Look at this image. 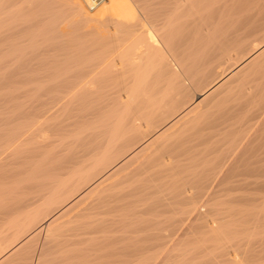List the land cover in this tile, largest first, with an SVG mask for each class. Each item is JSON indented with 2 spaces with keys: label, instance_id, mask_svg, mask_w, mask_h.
<instances>
[{
  "label": "bare ground",
  "instance_id": "obj_1",
  "mask_svg": "<svg viewBox=\"0 0 264 264\" xmlns=\"http://www.w3.org/2000/svg\"><path fill=\"white\" fill-rule=\"evenodd\" d=\"M26 2L28 3L26 4L25 8L27 7L28 10L33 12L31 18L29 16V19H30L29 21L32 20L33 22L37 23L38 26H40L41 28V29L37 28L39 30H42V28L44 29L45 28L44 26L47 25L48 21H50L49 16L47 17L48 14L50 15V13L52 12L51 13L52 16H50V18H54V16H56L55 14H53V12L56 11L55 10L56 6L62 3L64 4L65 7H67L66 11H68V13L72 16V19H73L72 21H74L76 24H79L80 26L82 25L83 26V27L81 26L82 29L85 28V34H88V32L86 31L90 29V32L92 31L93 33H96V34H93L97 36L95 40L97 39L100 41L104 40L105 42L109 41L110 43H114L115 46L112 47L107 52H103L97 56L94 55L95 56L94 58H92L91 55L93 53L91 52L95 50H92L90 48L92 50L90 52V57L92 59L87 58L86 61L85 59H83L84 62L83 60L80 61L81 59L80 60L78 59L79 60L78 62L79 63L81 62L82 64L81 63L79 64L78 62H77L78 64L76 63L77 59L73 55V52L72 54H70V56L72 55L71 57L68 56L69 53L67 54L68 57L66 58H64L63 56H60L63 58V61H62V58H61V61L60 59L57 60L59 61L60 65H58L57 62L53 60L55 62L53 66L57 64L58 67L64 66L63 64L65 62L64 61L65 59H67L66 61H68V58H71L72 60L71 59L69 60H71L72 62L69 61V66L67 62V65H65L67 67L65 66L63 68L60 67V69H62L61 71L56 66L55 72L56 73L59 72L58 73L59 76H57L58 74L57 75L54 74V76L57 78L53 80L54 83L53 81L51 82L52 85L48 83L50 85L49 86L47 85V83H45L47 87L49 86L47 90L49 89L48 93L50 94V96H51V92H53L56 95L51 96L53 97L51 99L49 98L50 97L49 94H48L49 97H47V95L45 94V96L51 100L48 101V103H45V105L43 106L44 107L43 110L41 109L42 111H40L39 107L36 106V108H38L39 109L38 111L40 112L37 113V111L35 110L36 108H35L34 110L36 111L37 116L36 114L30 115V116H34L36 118L35 119L33 117V119H35V120L32 119L33 121H36L38 120V118H40V119H43L41 123L42 122L44 123L45 120H47L48 118L50 119L51 117L56 115V113H59V111H60V115L64 114L63 112L65 110L64 109H63L64 111L61 110L63 106L65 107L66 105H68L70 109V107L73 106L74 104L75 105L74 110H73L74 112L69 113L70 110L68 112L65 111V114H66L65 120L64 121L61 120L62 122L55 124V125L54 124L49 125L51 127H49L45 123L46 126L44 125L45 127L44 126L43 127L47 129L46 127L48 126L49 130L47 129V131H49L50 135H52L51 138H53L54 136L56 138L60 137L59 140H55L56 138L54 137L53 141H49L50 139H49L48 134L47 136L41 135L42 133L44 134V132L40 134L41 135L39 136L40 138L37 136L38 141H36V143H39L40 145L39 150L41 151L43 149L44 153L43 154L42 152L40 153V155L42 156L37 154L39 157L38 159H36V161L37 160L38 161L34 164V166L32 167L30 166L29 168L30 171L29 170L25 171L27 173L26 175L27 177L25 176V179L23 178L24 180L21 179L22 181H20V179L18 180V182L16 181L17 184L12 188L10 187L11 189L5 195H3V199L2 201H0V236H3V238L9 236V238H7L8 240L6 241L7 243L5 242V244H8V241L9 240L10 241L7 247L4 245V243L0 244V250L2 249L1 245L2 247L4 245L6 249L9 246L17 245L20 242L19 240L21 239V236L23 237L24 235H26V233L28 234V232L32 231L33 227L36 226L37 220L39 222V219L43 218L42 217L43 213H45V216H44L45 218L43 219H46V221L48 220L47 225H48V229L50 230L52 229V227L54 228V225L56 224L58 225L57 222H59L63 217H64L63 219H66L65 217L70 215L69 218L72 216L74 218L75 217L77 218L78 222L77 220H72V218H70L72 221L77 222V224L74 227L72 226L73 228L68 226L67 223L63 224V225L66 224V226H68L67 228L68 232L71 231L68 236L69 239L67 238L68 232L66 231L65 232L67 234H65L64 232L63 233L60 232L62 230L58 232L59 234L60 233L65 234L62 236L60 235L63 238L59 237V235L58 236H56V234L54 235L58 237L59 239L61 238L60 240H57L58 242L59 241L64 242L65 241L64 238H66L68 239L66 240L68 242V243L66 242L67 245L68 244L71 245L74 243V241H75L74 244H77L76 241H78L79 239H77L76 237L82 238L81 240L84 239L82 241L84 243V241L87 240L86 239L87 237L89 239L91 238L90 240H92L93 237H90L91 235L96 236V234L98 235V233L102 235L101 232H103L104 230L103 228L106 225L111 226V224L112 225L116 224V227L118 228L120 226V222L124 224L126 220L130 221L129 218L134 217V214L136 215V213H138V212L135 213V211L138 210L140 212V210L142 209L141 207L139 210L137 209V207L141 205L142 206L148 205L149 203L148 201L149 200L151 201L152 198H153L152 202L154 203L156 200L154 199L155 198L154 196H156L157 193H159L160 191L166 188H167L166 190H169L170 188H172L173 189L172 191L173 192L175 191L174 198H176L179 202H182V204L183 202H185V204L190 206L191 209L193 210V212H191L193 216H195L194 215V211H195L197 214L196 216L198 217L199 215H203V213H205V211L202 212L200 210L201 204L199 207L198 203L199 202L208 203L209 201L211 202V201L216 200L215 197L217 195L215 193L218 192L219 190L231 189V188L236 187V190L242 191L243 190L242 187H244V191H245L246 190L245 187H246V188H249V191H250V188H251L250 186L253 187L254 184L258 190L264 187V181L262 180L257 181L259 178L264 179L263 176L260 177V174L264 173V128H263V125L262 127L259 128V129L263 128L262 131L258 130L260 132L257 133L256 135L257 139H256V136L254 138L255 141L257 140L258 142L256 141L257 143L251 146V149H245L244 147L243 148L236 147V148H231V150L228 151V148H229L228 147L226 149L227 150L226 153L223 154V150H222L223 148H222L221 149L222 151L220 150V152L218 151L216 153L217 156L212 154L213 152L215 154L216 148L214 150H212L213 148L211 149V144L213 142V139L214 137L216 138L215 136L216 134L214 133L212 135L211 132L213 133V131H215L214 130L215 128L216 130L218 129L216 126H219V125L222 126V124L226 125V123L227 122L229 123V121L232 120L235 116L239 118L238 116L239 114L244 117L243 120H246L247 118H248L247 120H249V117L250 116L252 117L251 110H250L252 109L251 107H253V109H257L255 107H259L260 111H262V107H264V95L260 93V90L262 88L264 89V86L260 90H258L259 93L258 91L255 92L253 91L255 90L253 88H254V85L256 84H254V82L251 81L253 77H255L256 81L258 80L257 77L254 76L255 75L254 73L257 71L256 67H258V69L260 67L257 65V63L261 64L259 62L264 60V0H107L106 2L101 4L96 9L92 10V12H90V10L86 8V5L83 3L82 0H33V1L27 0ZM12 15L13 13L11 14V16ZM63 16L64 14L60 16L61 18L59 17V20H62ZM12 17L15 18L17 16L14 15ZM27 21H28V18H27ZM0 24H1V21H0ZM25 26H28V25L26 24ZM50 26H52V24ZM111 26L112 27L116 26L117 29L110 33L108 32V34L106 35L105 32L108 31ZM34 27H37V26H34ZM52 27H55V26H52ZM62 27L64 26L62 25ZM25 28L26 27L22 29L24 31L30 30V28L29 29H25ZM39 30H36V31L38 32ZM45 31L47 32L48 30H45ZM60 31H57L59 32L58 34H61ZM20 32L22 33V31ZM53 32L55 31H52V34H54ZM57 32H55V34ZM52 34H49V35H52ZM4 36H6L7 38V35H4ZM93 38H92V41H93ZM182 39H183V44L181 43ZM4 40H7V39L4 38ZM36 40L37 39H35V42ZM55 40L53 41L55 42ZM60 40H61V37H60ZM48 41H46V43H48ZM71 41H73V39ZM0 42L2 43L3 41H0ZM56 42H59V40H57ZM83 42H85L84 39H83ZM94 42H97V41H94ZM109 42L105 44L106 45L108 44L109 46L110 45ZM55 44L56 43H54V45ZM84 44L86 43H83V45ZM105 44L103 43V45ZM106 45L104 47H106ZM111 45L113 46V44ZM32 47L33 49L35 48L34 46ZM96 47H97V44H96ZM87 48H89L88 45H87ZM32 51H35V50H32ZM32 51L30 52L33 53ZM75 51H74V54L77 53ZM13 53L15 52H12V54ZM81 53L84 56V52H81ZM17 54L19 53L17 52ZM46 54L48 55V52ZM65 54L63 53V55ZM22 55L24 56L23 52H22ZM54 57L56 56L54 55ZM245 57H247V59ZM54 59H57V58H54ZM15 61L16 60H14V62ZM38 62L40 61L38 60ZM37 63L36 65L40 66ZM42 63L43 62H41V64ZM45 63H47V61ZM254 65H257V66L254 67ZM262 65H264L263 61H262L261 66ZM252 66L254 67L252 68L253 71L255 70L256 71L253 72L254 74L253 77H251L252 74L251 76H248V77H251L250 81L251 83L253 82L254 85L252 86L249 83L251 86L247 84V87L250 86L249 88H251V91H253L255 95L257 93L259 94V95L257 94V99L255 98V96L250 97V93L251 94L253 93L250 91L249 88L247 89L246 87V91H243V89L240 87L239 90L240 92L241 91L243 92V96L241 95L240 92H239L240 94L237 93V95L239 96L241 95L242 97H239V99H236V100L233 99L234 102L230 101V103H232L231 106L224 107L222 105L223 108L222 106H220L221 108L218 110L217 115H213L214 111L211 114L212 116L206 115L205 113L206 111L204 107H208V106L207 105L204 106L205 103L211 101V103L209 102V104H214V102L216 103L217 101L221 100L220 98H223L222 96L227 95L228 93L233 94L232 90L234 89V87H232V85H234L235 83L233 81L235 80L236 75H237L236 77L237 81L239 80L238 81L239 84L244 82V79H246V82H247L249 79H247L248 77L246 78V76L250 74V72L248 73V70L250 71V68ZM223 69L225 71L228 70L227 72H229V73H225L222 75V76H225L227 74L225 77L221 78V80H219L217 84H214V86H211L208 89H206L205 87V91L200 90L201 92L200 91L199 93L197 92V94L193 98H190V95L192 93H190L189 95V92H191L192 90H190L191 88L189 89V87L199 86L198 88H202L200 87L202 86L200 84L203 81H206V79L211 77V75L216 74V72L218 71L221 73V70ZM260 69L262 70V68ZM259 70L257 72H259ZM44 72L45 71H43V73ZM124 73L129 74L130 75L129 78ZM240 73H241V76H242V73L244 75L242 78L239 77L241 78L242 82H240V79H238V75ZM263 73H264V67H263L261 74L264 75ZM123 74L125 77H127V78L124 77L125 80L126 79L128 80H127V84L124 83L125 87L124 85H122L124 88L121 89L120 88L121 80L119 79L118 83L116 81H118L119 77L123 78ZM257 74L259 76V73ZM39 76L41 75L39 74ZM104 76H105V79L107 78L106 80H108V82L110 81L109 82L110 85L107 86L109 87V90L110 91L115 90V91L112 94L109 93L108 92L109 90L106 89L107 87H104L105 86L104 85L102 86V88H105L108 94L105 95L106 92L105 93L101 92V94L103 93L105 95V96H101L99 92L100 96L98 95L95 97V94L98 91H100L99 86L102 85V84L100 85V83L103 82L102 79H104L103 78ZM12 78H15V77H11V79ZM47 78L48 77H46V80ZM100 78H102L101 79L102 81H99L100 83L98 86L97 81ZM211 80H208V81H211ZM261 81L262 80L260 78V83H261L260 85H262L264 79L262 82ZM121 82H123V80ZM208 83H210L211 85V82H208ZM103 84L105 83L103 82ZM242 84L244 85V83ZM97 86L99 88H97ZM237 86L238 84L236 85L234 89V91L236 90V92L238 90ZM257 86L258 85H256V87ZM45 88L46 87H44L43 90H45ZM102 91H104V89ZM86 94L87 95L89 94V96H87ZM220 94L221 96L219 97ZM221 102L222 100L220 101V105H221ZM215 105H217V103ZM216 111L217 110H215V112ZM263 111L260 113L261 114L264 113ZM34 113L35 112L32 111V114ZM246 114L249 116H247V118L245 119L244 115ZM30 116L26 118L31 119ZM238 118L235 117V120L233 119V121H237L236 119ZM244 122H247V121H244ZM230 123L232 122L230 121ZM237 123L240 124L242 122L237 121ZM34 124L36 125V123ZM197 125L199 126L198 131H191L189 132V134L186 133L187 134L185 135L186 137L182 138V135L185 133L184 132L185 128L189 130V126L190 128H192ZM39 126L41 128L42 124L40 125L39 123L38 127ZM235 126L236 125H234V127ZM226 127L224 128L225 132L227 131L226 129L231 127V125L228 126V128ZM234 127H231L230 129ZM44 128H41V129H44ZM244 128H245V125H244ZM249 129H251V126ZM234 130L232 131L233 133H234ZM217 131H221V130L218 129ZM217 135L221 136L218 133ZM236 135L239 138V135L238 134ZM244 135L243 134L240 135L242 137L241 139H243L246 136ZM247 136L249 137L250 134L249 135L247 134ZM247 136H246V140L248 138ZM31 137L32 138L30 139H33L32 135ZM27 139H28L27 135L25 136V139L22 138L23 142H26V143L28 142L26 141ZM16 140L18 139H15V141ZM214 140L216 143L219 141V140L216 141L217 139H214ZM246 140L243 142H246ZM255 141H253V143ZM242 143L239 141L240 145ZM235 144L233 143L232 145L231 143L232 146H234ZM37 147H34V148L37 150ZM20 150H16V152L17 151L19 152ZM25 152H28V151L25 150ZM219 153L221 155H219ZM211 154L212 156H215V157H209V155ZM21 156L23 155H20V157ZM114 158L115 159L117 158V160L119 159V161L116 164L114 162L115 165H113L112 164L113 162L111 161V160L114 161ZM199 162L201 163L202 165L201 168L203 169L199 171L201 173L197 174V178L196 177L192 178L194 176H192L193 174L191 175V172H192L191 169H193V172H194V168L197 166ZM238 164H239L238 166L239 168H240V165L246 166L247 168L246 167L245 169L241 168L242 170H240L236 168L237 167L236 165ZM189 169L191 170V172ZM196 169H195V172H196ZM184 172L185 174L188 172L186 175L188 176L190 174V176H188V178H184L183 177V175H185ZM254 175L256 176L257 179H255V181L252 179L254 181L253 183L251 180H248V179ZM250 182L253 184L251 185ZM110 183H111V187H109L110 185L108 186V184ZM192 183H197L198 185L197 189H199V194L197 196L189 194L190 192L189 188H191L190 185H192ZM14 184L15 183H13V185ZM106 186L110 188L108 191L111 190L110 192L111 194H109V192H106L108 194H105V195L99 194L98 197L93 198V195H96L95 193L99 192V190L101 189H104V187ZM255 186L253 188H255ZM112 187L113 189L116 188V191L117 190L118 191L115 193H112L113 191H115V190L112 191ZM119 187H120V190L117 189ZM238 188H241L242 190ZM165 192L168 193L167 191L164 190V193L160 192L159 196L161 194H165ZM197 193L198 192H196V194ZM157 200L159 201V199ZM173 200L171 199V201ZM226 201L228 200L226 199ZM165 204L166 203H164V207H165ZM187 205L185 206H186V209L188 210ZM51 206L55 207V208L53 207L54 209L52 211L49 210ZM181 206L180 204L178 205V207H180V209L178 208L180 212L182 211ZM191 209L189 208L188 211L185 210L186 212L183 210L184 211V213L182 212L183 215L186 214L187 212H188L187 214L190 215L191 214L190 211H192ZM210 210H208L206 213L209 212L210 214L211 213L213 214L215 212L216 213L219 212L216 209H215L216 211H213V212L212 210L211 211ZM165 211L163 210L164 218H165V215L167 214L165 213ZM234 212H236V210ZM259 212L261 213V211ZM46 213L48 214L53 213V215L52 216L50 215L51 217L47 215L48 217H50L48 218L46 216ZM172 213L176 214V211L175 212L172 211L168 215H171ZM260 213H258L257 215H260ZM179 214L177 213L175 217L177 218ZM210 214H208V219H207L208 221L202 219L205 221L203 226L201 225L203 221H201V223L199 224L200 227H203L202 230H204L205 233L204 231L202 232L200 228L199 230L201 232H198V233H201V234L204 233L202 234L204 235L203 237L208 236V233H210L211 234L210 239L213 238L215 240H218V237L220 238L225 233L228 234L227 233L228 230L225 228L226 232L224 230L221 231L220 233H222V235L219 236L218 233L221 228L218 227L219 228L218 230L217 225H216L218 224V221H217L218 217H216L217 219H215L216 215L214 216L213 214L214 216L213 218L211 217L212 214L211 215ZM155 215H158L157 212ZM155 215L152 217H155ZM185 216L186 215H184L183 218L179 217V220H177L178 221L177 223L169 222L166 224L168 225L173 224L172 225L173 230H175V228L179 226L177 232L180 231L181 234H184V232H187L185 231V228L189 229L188 227H191V226L193 227V225H195L194 227L196 228V230H194V227L192 230L197 231L198 228L196 226L198 225L196 224L198 223L192 224L193 222H195V220L193 221V216H192V220L189 219L191 217L187 219V217L185 218ZM167 218L169 219L170 216L166 217L165 219ZM171 218L170 220L175 221L173 218L172 219ZM143 219L144 218H141L140 221L138 222L141 224L142 223L141 220ZM184 220H188L186 221V223L189 222L190 226H184L186 224ZM189 220L192 222H190ZM229 221H230V218H229ZM145 222L147 225L145 226L146 228L144 229L143 232L147 233V235H145L146 233L144 235L147 236L150 240L144 236L145 239L147 240H145L144 238L140 239V241L143 239L145 241L141 242L142 244L139 241L140 244L138 245H141V246L140 247L138 246L137 248L134 247V250H137L139 248L138 250H143L145 253L146 251H149L152 248H161L162 249V250L160 249L161 251L165 250V252H168L169 250L168 247L170 246V245L168 246L169 233L167 236L165 232H167L168 230H171L172 228L166 231L167 225L165 226V224H163L164 223L163 217H161V219H158L156 217L155 219L151 221L150 219H148V220H145ZM174 224L175 225L178 224V225H176L175 227ZM62 226L60 227L62 228ZM113 226L115 227V225ZM69 227H70V230H69ZM121 227H122V224H121ZM110 228L106 226L105 230L108 231ZM112 229H110L111 233L116 230L114 229V231H112ZM135 229H137L136 226H135ZM190 229H189V232L191 234L192 230L190 231ZM216 229L218 231H216ZM141 230L143 229L139 228L138 232ZM230 230L231 229H229V231ZM40 231H41V228H38L36 229V231H34L35 234L34 233L33 234L37 235L40 233ZM215 231L217 235L212 236V234H216L214 233ZM50 232H49V236L47 237H49V239L52 240V238H55V237H52L53 236L51 235L52 232L51 233ZM55 233H57V231ZM33 234L31 233L30 235L34 236ZM53 234H54V231H53ZM148 234L150 235L148 236ZM103 235L105 234L103 233ZM194 235H196V233ZM50 236L52 238H50ZM99 236H97V238H99ZM70 237L71 239L74 238L73 239L74 241L70 242L71 241ZM200 238L202 240V237ZM153 241H156V242L158 241L159 243L156 244V243H153ZM170 241H171V237H170ZM58 242H55V243L59 245ZM137 242L135 243V245H137ZM0 243H1V240H0ZM47 243L48 241L43 243V245L46 246ZM191 243H194V242H191ZM25 244L26 242L22 244L23 246L21 247L22 248L25 247ZM35 244H31V245H35ZM49 244L50 245L52 244V246L55 247L53 242ZM87 244L91 245L88 242H86V245ZM20 245L18 244L16 248L18 246L20 247ZM48 245L47 247H50V245L49 246ZM58 245H56L57 248L55 247L53 249L52 247L53 251L56 250V252H58V249L61 248L60 246H63V247L66 246V244H64L65 246L63 244L60 246ZM26 246H29V244L28 245L26 244ZM5 247H4V250H5ZM171 247L173 246L171 245L170 248ZM45 248L43 250H45ZM102 248H103V245H102ZM194 248L196 249V246H194ZM78 249L79 247L77 248V250ZM4 250L0 251V255L2 254ZM64 250L67 251L65 248H63V250L61 248V250L57 253V255L59 254L60 256L61 255L63 256L62 254L63 252L61 253V251H64ZM70 250L73 251L72 253H74L75 251V249L74 250L70 249ZM45 251L39 254V257L36 259L37 262L35 261L36 264H40V261L43 259L42 254H44ZM96 251L97 250H95V252ZM191 251L192 250H190V252ZM110 252L112 253V251H109V253ZM27 253L28 252H26V254ZM69 253L70 252H68V255ZM97 253L99 254L100 252H97ZM114 253L115 252L113 251V255ZM122 254L123 253H121V256H125L124 254L123 255ZM129 254L131 255L130 252ZM64 255H67V253ZM113 255L111 256L112 257L111 259L114 260L112 263L111 262L109 263V261H107V258L108 259L110 258L109 256H107V258H104L102 256L103 258L102 257L101 258L105 259L107 261V264L108 263L109 264H153V263L155 264V262H153L155 260L151 257L152 256L151 254H149L150 256L149 255H145V257L143 256L144 257L143 259H139L137 257L138 260L132 259L134 255L132 257L128 255L132 260H137V261H131V259L130 260L128 258L125 259L124 257L120 259L118 254L117 255L115 254L116 257L115 255L114 256ZM51 256L52 255L48 257H51ZM93 256H94V259L97 258V257L95 258V255ZM32 257H34V254ZM125 257H127V255ZM166 258H168V256ZM51 259L54 261L52 257ZM74 259H77V258H72V260ZM52 260L47 261V263ZM160 261L162 262V260ZM10 262H8V264ZM42 264H45V262H42Z\"/></svg>",
  "mask_w": 264,
  "mask_h": 264
},
{
  "label": "rangeland",
  "instance_id": "obj_2",
  "mask_svg": "<svg viewBox=\"0 0 264 264\" xmlns=\"http://www.w3.org/2000/svg\"><path fill=\"white\" fill-rule=\"evenodd\" d=\"M27 0H0V21H1V24H0V36L2 37H0V41H3L2 43L0 42V48L2 49V51H1V49H0V201H2V199H3V195H5L12 187H14L17 183H16V181L18 182V180L20 179V181H22V180H24L25 179V176L27 175V173L25 172V171H27V170H29L30 171V166L32 167V166H34V164L38 161H36V159H38V155L37 154H39L40 155V153L42 152V154L44 153L43 151V149L40 151L39 150V147H40V145H39V143H36V141H38L37 139H38V137L39 136H41V135H46L47 136V134L49 135V141H53L54 140V137L53 138H51L52 137V135H50V133H49V131H47V129H48V126L49 125H55V124H58V123H60V122H62V121H64L65 120V118H66V114H65V111L66 112H68L69 110L71 111H69V113H73L74 111V104H73V106H71L70 107V109H69V107H68V105H66L65 107L63 106V108H61V110H63L62 112L65 114H61L60 115V111H59V113H56V115H54L53 117H51L50 119L48 118H46L47 120H45V122L43 123H41V121H43V119H40V118H38V120H36V121H38V122H36V121H33V120H35L36 118L34 117V116H30V115H35L36 114V111H37V113L38 112H40V111H42L43 110V106L45 105V103H48V101H50L53 97H51V96H55L56 94H54L53 92H51V96H50V94L48 93L49 92V89L47 90V88H49V86L50 85H52V81L53 80H55L57 77H55L54 76V74L55 75H57L58 73H56L55 72V68H56V66H57V64L58 65H60L59 64V61H57L58 59H60V61H61V58L62 57H60V56H63L64 58H66V57H68V56H70V54H72V52H73V55L76 57V63L80 60V61H82L83 59H85V61H86V59L88 58V59H92V58H94L95 56H97V55H100L101 53H103V52H107L108 50H110L112 47H114L115 45H114V43H110L109 41H100V40H95L96 38H97V36L96 35H93V34H96V33H93L92 31L90 32V29H88V31H86V32H88V34H85V28H83L82 29V27L79 25V24H76L74 21H72L73 19H72V16L68 13V11H66L67 9V7H65L64 6V4H62V3H60V4H58V6H56V8H55V12H53V14H55L56 16H54V18H50V16H52L51 15V13H50V15L48 14L47 15V17L49 16V19H50V21H48L47 22V25L46 26H44L45 28H47V29H43L42 28V30H43V32H42V30H39V29H41L40 28V26H38V24L37 23H35V22H33L32 20L31 21H29L30 19H29V16H30V18H31V16H32V14H33V12L32 11H30V10H28L27 9V7L25 8V6H26V4L29 2H26ZM33 1V0H32ZM31 2V1H30ZM20 3V4H19ZM18 5V6H17ZM17 6V7H16ZM133 7V6H132ZM26 10V11H25ZM28 10V11H27ZM30 11V12H29ZM16 12V13H15ZM28 12V13H27ZM90 12H92V11H90ZM13 13V15L12 16H17V17H15V18H13L12 16H11V14ZM15 13V14H14ZM62 14H64V16L62 17L63 19L62 20H59V17L60 16H62ZM8 15V16H7ZM83 15V14H82ZM81 15V16H82ZM3 16H4V18H3ZM9 18V19H8ZM11 18V19H10ZM27 18H28V21H27ZM61 18V17H60ZM4 19V20H3ZM3 20V21H2ZM20 20V21H19ZM57 22H56V21ZM22 21V22H21ZM67 21V22H66ZM12 22H14V23H12ZM66 22V23H65ZM69 22V23H68ZM3 23V24H2ZM67 23H68V25H67ZM14 24H15V26H14ZM28 25V26H25V25ZM36 24V25H35ZM52 24V26H55V27H52V26H50ZM56 24H58V25H56ZM60 24V25H59ZM64 26V27H62V25ZM73 24H75V25H73ZM13 25V26H12ZM30 26V27H29ZM33 26V27H32ZM34 26H37V27H34ZM5 27V28H4ZM9 27V28H8ZM17 27V28H16ZM24 27H26L25 29H29L30 28V30H23L22 28H24ZM65 27H66V29H65ZM81 27V28H80ZM8 28V29H7ZM36 28V29H35ZM37 28H39V29H37ZM13 29V30H12ZM57 29V30H56ZM68 29V30H67ZM117 29V27L116 26H111L110 27V29L108 30V31H106L105 32V34L107 35L108 34V32L110 33V32H112V31H115ZM2 30V31H1ZM12 32H11V31ZM36 30H39L38 32L36 31ZM45 30H48L47 32L45 31ZM61 30V31H60ZM67 30V31H66ZM83 30V31H82ZM18 31H19V33H18ZM20 31H22V33L20 32ZM40 31H41V33H40ZM52 31H55V32H57V31H60V33L61 34H58L59 32H57L56 34H55V32H53L54 34H52ZM66 31V32H65ZM79 31H81V32H79ZM17 32V33H16ZM76 32V33H75ZM6 33V34H5ZM12 33V34H11ZM75 33V34H74ZM3 34V35H2ZM17 34H19V35H17ZM42 34V35H41ZM49 34H52V35H49ZM58 34V35H57ZM4 35H7V38H6V36H4ZM62 35V36H61ZM77 36V38H76V36ZM14 36V37H13ZM92 36V37H91ZM38 37V38H37ZM58 37V38H57ZM60 37H61V40H60ZM63 37V38H62ZM84 37V38H83ZM89 37V38H88ZM94 37V38H93ZM4 38L5 39H7V40H4ZM49 38V39H48ZM92 38H93V41H92ZM35 39H37L36 40V42H35ZM46 39V40H45ZM55 40V39H57V40H59V42H56L57 40H55V42L53 41V40ZM73 39V41H71ZM83 39H84V41L85 42H83ZM33 40V41H32ZM40 40H42V41H40ZM44 40V41H43ZM49 40V41H48ZM70 40V41H69ZM41 43H40V42ZM46 41H48V43H46ZM52 41H53V43H52ZM94 41H97V42H94ZM186 41V40H185ZM185 41H184V43H185ZM35 42V43H34ZM71 42V43H70ZM99 42H101V43H99ZM110 43V45L111 44H113V46L111 45H109L108 46V44L106 45L105 43ZM32 43V44H31ZM39 45H38V44ZM44 43V44H43ZM54 43H56L55 45H57V46H55L54 45ZM58 43V44H57ZM83 43H86V44H84L83 45ZM103 43L106 45V47H104L105 45H103ZM181 43L183 44V39L181 40ZM3 44V45H2ZM36 44V45H35ZM43 44V45H42ZM66 44H68V45H66ZM92 44V45H91ZM96 44H97V47H96ZM30 45H31V47L32 46H34L35 48L33 49V47H32V49H31V47H30ZM49 45V46H48ZM71 45H72V47H71ZM87 45L89 46V48H87ZM91 45V46H90ZM3 46V47H2ZM11 46H12V48L14 47V48H16V49H12L11 48ZM36 46H38V47H36ZM45 46H46V48H45ZM54 46V47H53ZM85 46V47H84ZM30 47V48H29ZM40 47H41V49H40ZM56 47H57V49H56ZM64 47V48H63ZM80 47V48H79ZM95 47V48H94ZM102 47V48H101ZM36 48H38V49H36ZM73 48H75V49H73ZM83 48V49H82ZM87 50H86V49ZM95 50V51H93V52H91L92 50ZM94 48V49H93ZM107 50H106V49ZM12 49V50H11ZM31 49V50H30ZM45 49H46V51L48 52V55L46 54L47 52L45 51ZM70 49V50H69ZM73 49V50H72ZM82 49V50H81ZM88 49H90V50H88ZM32 50H35V51H32ZM38 52H37V51ZM41 50V51H40ZM54 50V51H53ZM55 50H56V52H55ZM76 50V51H75ZM30 51H32L33 53H31ZM46 53H45V52ZM58 51V52H57ZM71 51V52H70ZM74 51L75 52H77V53H75L74 54ZM79 51V52H78ZM99 51V52H98ZM12 52H15V53H13L12 54ZM17 52L19 53V54H17ZM22 52L24 53V56L22 55ZM26 52V53H25ZM29 52V53H28ZM43 52V53H42ZM51 52V53H50ZM53 52V53H52ZM81 52H84V56L86 57H84L83 56V54L81 53ZM85 52H87V53H85ZM90 52L91 53H93L91 56H92V58L90 57ZM45 53V54H44ZM55 53V54H54ZM63 53L65 54V55H63ZM69 53V54H68ZM15 54V55H14ZM29 54V55H28ZM56 56V57H54V55ZM57 54V55H56ZM67 54H68V56H67ZM77 54V55H76ZM82 54V55H81ZM19 55H20V57H19ZM42 55V56H41ZM45 55V56H44ZM89 55V56H88ZM95 55V56H94ZM249 55H251V54H249ZM24 58H23V57ZM28 58H27V57ZM72 56V55H71ZM70 56V57H71ZM23 59H22V58ZM48 57V58H47ZM78 57V58H77ZM248 57V56H247ZM247 57H245L246 59H247ZM250 57V56H249ZM20 58V59H19ZM51 58H53V59H51ZM54 58H57V59H54ZM73 58V57H72ZM41 59H42V61H41ZM46 59V60H45ZM48 59H49V61H48ZM69 59H71V58H68V61H66L67 59H65L64 61V66L65 65H67V62H68V66H69V61L70 62H72L71 60H69ZM74 59V58H73ZM79 59V60H78ZM14 60H16L15 62H14ZM34 60V61H33ZM38 60L40 61V62H38ZM55 62H57V64H55L54 66H53V64L55 63ZM47 61V63H45ZM53 61V62H52ZM62 61H63V58H62ZM75 61V60H74ZM73 61V62H74ZM263 61V63H264V60H262ZM262 61H260L259 63H261L262 64ZM38 64V65H40V66H37L36 65V63ZM41 62H43L42 64H41ZM83 62H84V60H83ZM35 63V64H34ZM50 63V64H49ZM75 63V64H76ZM79 63V62H78ZM77 63V64H78ZM81 63V62H80ZM79 63V64H80ZM61 64H62V62H61ZM71 64V63H70ZM82 64V63H81ZM261 64H258L257 63V65L258 66H260L259 67V69L260 68H262V70H263V67H264V65H262L261 66ZM33 65V66H32ZM74 65V64H73ZM257 65H254V67L255 66H257ZM35 66H37V67H35ZM42 66H43V68H42ZM64 66H57V68L61 71L62 69H60V67H64ZM71 66V65H70ZM12 67H14V68H12ZM18 67H19V69H18ZM52 67V68H51ZM65 67H67V66H65ZM253 66L250 68V71L248 70V73L250 72V74L249 75H247L246 76V74H245V76H246V78L248 77V76H251V74H252V76L251 77H253V75L254 76H256L257 77V81L255 80V77H253L252 78V80L250 79L251 77H248L247 79H249L247 82H246V79H244V82H242V80H241V78L244 76L243 75V73H242V76H241V73L238 75V79H240V82H242V83H244V85L241 83V84H239L238 83V81H237V75H236V77H235V80L233 81V82H235L236 83V85L238 84V86H237V92H236V90L234 91V89H235V87H236V85H235V83H234V85H232V87H234V89L232 90L233 91V94H235V95H233L232 93L230 94V93H228L227 95H224V96H222L223 98H220L221 100H222V102H221V105H220V101L221 100H219V101H217L216 103H217V105H215L216 103L214 102V104H209V102L211 103V101H209V102H207V103H205V105L204 106H208V107H204L205 108V113H206V115H208V116H212L211 114L213 113V111H214V113H213V115H217V113H218V110L221 108L220 106H224V107H228V106H231V104L232 103H230V101L231 102H234V100L233 99H239V97H242L243 96V92L241 91L240 92V87L243 89V91H246V87H247V84L248 85H254V84H256V85H258L257 87H256V85H254V88L253 89H255V90H253V91H258V90H260L264 85V81H263V79H264V75H262L261 74V72H262V70L260 71L259 69H258V67H256L257 68V71L259 70V72H257L255 69V71H253V69L252 68H254ZM8 68V69H7ZM16 69H18V70H16ZM37 69V70H36ZM39 69V70H38ZM226 69V68H225ZM252 69V70H251ZM8 70H10V71H8ZM12 70H14V71H12ZM48 70V71H47ZM52 70H54V71H52ZM17 71V72H16ZM21 71V72H20ZM38 71V72H37ZM43 71H45L44 73H43ZM228 70H221V73L218 71V72H216V74H214V75H211V77H209L208 79H206V81H203L200 85H202V86H200V87H202V88H198L197 86H192V87H189V89L190 90H192L191 92H189V95H190V93H192L191 95H190V98H193L196 94H197V92L199 93V91L200 90H203V91H205V87H206V89H208V88H210L211 86H214V84H217L218 82H219V80H221V78H223V77H225V76H222L223 74H225V73H229V72H227ZM251 71H252V73H251ZM26 72V73H25ZM253 72H255L254 74H253ZM19 73H21V74H19ZM43 73V74H42ZM218 73H220V74H218ZM257 73H259V76H258V74ZM39 74L41 75V76H39ZM125 74V73H124ZM124 74H123V78L122 77H119L118 78V81H116L117 83L119 82V79L122 81L123 80V82H121L120 81V83H121V86L122 85H124V83L125 84H127V80L128 79H126L125 80V78H127V77H125L124 76ZM264 74V73H263ZM14 75V76H13ZM125 75H127L128 76V78H129V74H125ZM221 75V76H220ZM38 78H37V77ZM57 76H59V74L57 75ZM260 76H262V77H260ZM11 77H15V78H12L11 79ZM42 77V78H41ZM46 77H48L47 78V80H46ZM125 77V78H124ZM239 77H241V78H239ZM259 77V78H258ZM41 78V79H40ZM104 79H102V78H100L97 82H98V86H99V81H102L103 80V82L105 83V84H103V82L102 83H100V85L101 86H99L100 87V91H98L96 94H95V97L96 96H100V94H101V92H103V93H105L106 92V90H105V88H102V86H104V87H107V86H109L110 84H109V82H108V80H106L105 79V76L103 77ZM245 78V77H244ZM260 78H261V80L263 81V83H262V85H260L261 83H260ZM14 79V80H13ZM20 79V80H19ZM22 79V80H21ZM102 79V80H101ZM213 81H212V80ZM42 80H44V81H42ZM106 80V81H105ZM208 80H211V81H208ZM253 81L254 82V84H253V82L251 83V81ZM215 81V82H214ZM261 81V82H262ZM40 82V83H39ZM42 82V83H41ZM96 82V83H97ZM208 82H211V85H210V83H208ZM245 82H246V84H245ZM39 83V84H38ZM44 83V84H43ZM45 83H47V85H49L48 87H47V85L45 84ZM49 83V84H48ZM53 83H54V81H53ZM123 83V84H122ZM209 85H208V84ZM213 83V84H212ZM250 83V84H249ZM258 83V84H257ZM111 84H112V82H111ZM203 84H205V85H203ZM233 84V83H232ZM39 85V86H38ZM41 85H42V87H41ZM208 85V86H207ZM250 85V86H251ZM97 86V88H99ZM120 86V88L121 89H123L124 87H125V85H124V87L122 86L121 87ZM243 86V87H242ZM250 86H248L247 87V89L250 87ZM40 87V88H39ZM44 87H46L45 88V90H43L44 89ZM245 87V88H244ZM111 88V87H110ZM104 89V91H102ZM106 89H108L109 90V87H107ZM196 89V90H195ZM241 89V90H242ZM245 89V90H244ZM250 89V91H251V88H249ZM263 89V88H262ZM260 90V93L262 94V95H264V89L263 90ZM41 90H42V92H41ZM98 90V89H97ZM189 90V91H190ZM37 91H39V92H37ZM115 90H109L108 92L109 93H113ZM202 91V92H203ZM249 91V90H248ZM249 91V92H250ZM253 91H251L253 94H254V92ZM45 92V93H44ZM99 92H100V94H99ZM201 92V91H200ZM241 93V95L239 96V95H237V93L238 94H240ZM263 92V93H262ZM41 93H42V95H41ZM101 94V96H105L106 94H108L107 92L105 93V95L104 94ZM245 93V92H244ZM258 93H259V91H258ZM257 93V94H258ZM45 94L47 95V97H49V98H51V99H49V98H47L46 96H45ZM48 94H49V96H48ZM230 94V95H229ZM253 94H251L250 93V97H254L255 96V98L257 99V94L255 95H253ZM87 95V94H86ZM85 95V96H86ZM259 95V94H258ZM261 95V96H262ZM39 96H41V97H39ZM87 96H89V94L87 95ZM221 96V94L219 95V97ZM231 98H230V97ZM39 97V98H38ZM44 97V98H43ZM238 97V98H237ZM38 98V99H37ZM259 98H260V96H259ZM43 99H44V101H43ZM230 99H232V100H230ZM42 100V101H41ZM47 100V101H46ZM228 100V101H227ZM39 102V103H38ZM42 102V103H41ZM212 102V103H213ZM226 103V104H225ZM40 104V105H39ZM42 105V106H41ZM210 105V106H209ZM214 105V106H213ZM36 106H38L39 107V109H40V111H38L39 109L38 108H36ZM223 106H222V108H223ZM41 107V108H40ZM211 107V108H210ZM216 107H217V109H216ZM36 108V109H35ZM203 108V109H204ZM252 109H253V107H251ZM255 108H257V109H250L251 110V115H252V117L250 116L249 117V120H247L248 118H247V116H249V115H244L245 116V119L246 120H243V116H241L240 114L238 115L239 116V118L237 117V116H235L236 118H238V119H236L238 122H242V123H244V124H242V123H237V121H233V119L235 120V117L232 119V120H230L232 123H230V121H229V123L227 122L226 123V125H227V127H226V125L225 124H222V126H216L219 130H221V131H217L216 130V128L214 129L218 134H220L221 136H219V135H217V133L215 132V131H213V133L211 132V134L213 135L214 133L216 134L215 136H216V138L214 137V139H217L216 141H218L217 143L215 142V140L213 139V142H212V144H211V149L212 150H214L215 148V154H214V152L212 153L213 155H215V156H217L216 155V153L219 151L220 152V150L222 149L223 150V154H225L226 153V149L228 148V151L229 150H231V148H236V147H241V148H245V149H251V146H253V145H255L257 142L255 141V136L257 135V133H259L260 131H258V130H261L262 131V129L264 128V113H260V112H262L263 111V109H264V107H262V111H260V108L259 107H255ZM259 108V109H258ZM36 111H35V110ZM42 109V110H41ZM67 109V110H66ZM212 111H211V110ZM215 110H217L216 112H215ZM257 110H259V111H257ZM32 111L33 112H35L34 114H32ZM253 112H254V114H253ZM264 112V111H263ZM29 113V114H28ZM68 113V114H69ZM64 115V116H63ZM243 115V114H242ZM31 117V119L30 118H26V117ZM36 116H37V114H36ZM260 116H262V117H260ZM33 117L35 118V119H33ZM254 117V118H253ZM62 118V119H61ZM250 118H251V120H250ZM33 119V120H32ZM53 119V120H52ZM59 119H60V121H59ZM243 121H242V120ZM259 119V120H258ZM40 120V121H39ZM62 120V121H61ZM256 120V121H255ZM244 121H247V122H244ZM36 123V125L34 124V123ZM250 122V123H249ZM252 122V123H251ZM39 123H40V125L42 124V126H41V128H44L45 126H46V124L48 125L46 128L47 129H41L40 128V126L38 127V125H39ZM46 123V124H45ZM52 123V124H51ZM235 123V124H234ZM248 123H249V125H248ZM229 124V125H228ZM45 125V126H44ZM231 125V127H234V125H236L234 128H232V129H230V128H228V126H230ZM243 125V126H242ZM244 125H245V128H244ZM262 125H263V128H261V129H259L260 127H262ZM44 126V127H43ZM226 128H228V129H226L227 131L225 132V127ZM239 128H238V127ZM246 126H248L249 128H250V126H251V129H249L248 127H246ZM49 127H51V126H49ZM186 127H188V126H186ZM224 127V128H223ZM237 130H236V129ZM255 128V129H254ZM236 130V132H235V130ZM28 130V131H27ZM49 130V129H48ZM184 130V129H183ZM199 130V126L197 125V126H194V127H192V128H190V126H189V130L187 129V128H185V130H184V134L182 135V138H184V137H186L185 135H187L186 133H188L189 134V132H191V131H198ZM234 130V133L232 132ZM229 131H230V133H229ZM25 134H24V133ZM39 132V133H38ZM42 132H44V134L42 133ZM224 132V133H223ZM34 135H33V134ZM42 133V134H41ZM238 134L239 135V138H238V136L236 135V134ZM22 134V135H21ZM39 134V135H38ZM41 134V135H40ZM224 136H223V135ZM246 135L247 136V134L249 135L250 134V138L248 137L247 138V140H246V136L243 138V139H245L246 140V142H243V141H245V140H243V139H241L242 137L240 136V135ZM21 135V136H20ZM27 135V140L26 141H28L27 143L26 142H23V140H22V138H24L25 139V136ZM31 135L33 136V139H30V138H32L31 137ZM36 135V136H35ZM38 136V137H37ZM180 136V135H179ZM178 136V137H179ZM237 136V137H236ZM19 137H20V139H19ZM36 137V138H35ZM221 137V138H220ZM40 138V137H39ZM56 138V137H55ZM60 138V137H59ZM59 138L57 137L55 140H59ZM15 139H18V140H16L15 141ZM225 141H223V140ZM256 139H257V136H256ZM221 140H222V142H221ZM263 140V139H262ZM15 141V142H14ZM18 141H19V143H18ZM239 141L242 143L241 145L239 144ZM253 141H255L254 143H253ZM20 142H21V144H23V145H21L20 144ZM240 145H238L237 143ZM218 145V147H217V145ZM219 143V144H218ZM231 143H232V145H233V143L235 144L234 146H232L231 145ZM216 146H215V145ZM250 144V145H249ZM25 145V146H24ZM221 145V146H220ZM237 145V146H236ZM245 145H247V146H245ZM14 146H15V148H14ZM21 146V147H20ZM23 146V147H22ZM38 146V147H37ZM34 147H37V150L34 148ZM8 148V149H7ZM28 148V149H27ZM9 149H11V150H9ZM15 149V150H14ZM20 149H22V150H20ZM16 150H20L19 152L17 151L16 152ZM25 150H27L28 152H25ZM211 150V151H212ZM221 150V151H222ZM14 151V152H13ZM40 151V152H39ZM22 152V153H21ZM24 152H25V154H24ZM19 155H18V154ZM8 154H9V156H8ZM212 154L211 155H209V157H215V156H212ZM20 155H23V156H21L20 157ZM219 155H221L220 153H219ZM218 155V156H219ZM27 156V157H26ZM40 156H42V155H40ZM35 157V158H34ZM22 158V159H21ZM41 158V157H40ZM8 159V160H7ZM4 160V161H3ZM113 163V165H115L118 161H119V159L117 160V158L115 159L114 158V161L113 160H111ZM20 164H19V163ZM114 162H115V164H114ZM2 163H3V165H2ZM6 163V164H5ZM30 165H29V164ZM33 163V164H32ZM109 164V163H108ZM110 164H111V162H110ZM2 165V166H1ZM113 165H111V166H113ZM201 165V163L199 162L198 164H197V166L194 168V172H193V169H191L192 170V172H191V170H190V172H191V175L192 176H194V177H192V178H197V174L198 173H201V172H199V171H201L203 168H201L202 167V165ZM27 166H29V167H27ZM110 166V167H111ZM237 167L236 168H238V169H240V170H242V169H245V167L246 166H241L240 165V168L238 167L239 166V164L238 165H236ZM10 167V168H9ZM109 167V168H110ZM27 168V169H26ZM197 168V169H196ZM242 168V169H241ZM247 168V167H246ZM195 169H196V172H195ZM32 170V169H31ZM5 171V172H4ZM186 172V171H185ZM185 172H184V174H185ZM189 172V171H188ZM187 172V173H188ZM26 173V174H25ZM30 173V172H29ZM186 173V174H187ZM183 175V177L184 178H188V176H190V174L187 176V175ZM263 174V175H262ZM255 176V175H254ZM254 176H252V177H250L248 180H251L253 183H254V181H255V179H257L256 178V176L254 177ZM261 176H263L264 177V173H261L260 174V177ZM27 177V176H26ZM259 177V176H258ZM24 178V179H23ZM190 178V177H189ZM191 178V179H192ZM22 179V180H21ZM254 181H253V180ZM264 181V179L263 178H259L257 181ZM13 183H15L14 185H13ZM251 183V182H250ZM253 183H251V185L253 184ZM11 185H13V186H11ZM110 185V186H109ZM113 185V184H112ZM194 185V186H193ZM195 185H196V187H195ZM108 186L109 187H111V183L110 184H108ZM254 186H255V184H254ZM253 186V187H254ZM11 187V188H10ZM190 187L191 188H189V194H192V195H198L199 194V189H197L198 188V185H197V183H192V185H190ZM194 187H195V189H194ZM249 187V186H248ZM251 188H250V191H249V188H246L245 187V189L247 190H245L244 191V187H242V189L241 188H238V189H240V190H242V191H239V190H236V187L235 188H231V189H224V190H219L218 192H216L215 194L217 195H215L216 197V200H214V201H209L208 203L207 202H203V203H198L197 205L200 207V204H201V208L203 209H201L200 208V210L203 212V211H205V213L208 211V210H212V212L213 211H219V212H215V213H213L214 214V216H215V219H217L216 217H218V219H217V221H218V224H216L217 225V228L219 227V228H221L220 230H219V228H218V230H219V233H218V235L219 236H221L222 235V233H220L221 231H225L226 229L229 231V229H231L229 232L227 231V233L228 234H226L225 232V234H223L220 238L218 237V240H215V239H210L211 238V234L210 233H208V236H205V237H203L204 235H202V234H204L205 233V231L204 230H202L203 229V227H200L199 226V224L201 223V221H203V223H201V225L203 226V224L205 223V221L204 220H206V221H208L207 219H208V214H210L209 212L208 213H203V215H199L198 217L196 216L197 214H196V212L194 211V215L195 216H193V214L191 213V212H193V210L191 209V207L190 206H188L187 204H185V202H183V204H182V202H179L176 198H174V193H175V191L173 192L172 190V188H168L169 190H166V189H164L165 191H167L168 193H166L165 192V194H161L160 196H159V193L161 192V193H164V190H162V191H160L159 193H157L156 194V196H154L155 198L154 199H159V201L157 202L156 200H155V204L152 202V200H153V198L151 199V201L149 200L148 202V205H141V206H139V207H137V209H139L140 210V208L142 207V209L140 210V212L138 211V210H136L135 211V213L136 212H138V213H136V215L134 214V217H131V218H129L130 219V221L129 220H126L125 222H124V224L122 223V222H120V226L117 228L116 227V224H113V225H115V227L111 224V226L110 225H106L108 228H110V227H112V228H110V229H112V231H114V229H116L114 232H112L111 233V230L109 229H107L108 231H109V233H108V231H106L105 230V228H106V226H104V230H103V232H101L102 233V235L101 234H99L98 233V235L96 234V236L95 235H91L90 237H93V238H95V239H93L92 238V240H90L88 237L86 238L87 240L86 241H84V243L82 242L83 240H81L82 238H78V237H76L77 239H79L78 241H76L77 242V244H74L75 243V241L73 240V239H71V237H70V239H71V241L70 242H72V241H74V243L73 244H68L67 245V241L66 240H68L69 239V234H70V232H68V226H70V227H74L76 224H77V222H78V220H77V218L75 217H73L72 215V217H70V218H72V220H77V222H75V221H72L70 218H69V216L70 215H68V216H66L65 218L66 219H61L59 222H57L58 223V225L56 226V225H54V228L52 227V229L50 230V229H48V223H47V221H46V219H43V218H45L44 216H45V213H43L42 215V217L43 218H40L39 219V222H40V224H39V222H38V220H37V223H36V226H34L33 227V229H32V231H30L32 234L34 233V231H36V229H38V228H41V231H40V233L39 234H37V235H34V236H32V235H30L31 233L30 232H28V234L26 233V235H24L23 237L21 236V239L19 240L20 242L18 243L19 245H20V247L18 246L17 248H16V246L18 245H15V246H9L7 249H6V247L8 246V244H9V241H8V244H5V242L8 240L7 238H9V236L8 237H4L3 238V236H0V240H1V243L0 244H2V243H4V245L6 246H4L3 245V247H2V245H1V250H4V247H5V250L2 252V254L0 255V260L2 261H0V264H8V262H10V260H11V264H36L35 263V261H36V259L39 257V254L40 253H43V251H45L44 252V254H42L43 256H42V260L40 261V264H42V262H45V264H50L51 262V264H101V263H103V264H107V261H109V263L111 262H113L114 260H112L111 258V256L113 255V251L115 252L114 253V255L116 254H118V256L120 257V259L122 258V257H124L125 259H131L130 257H132L133 255V257H132V259H137L138 260V258L139 259H143L144 257H145V255H149V254H151L152 256V258L155 260V261H153V262H155V264H264V215H262V214H264V187L263 188H261V189H257L256 188V186H255V188L257 189V191H256V189L255 188H253L252 186H250ZM252 188H253V190H252ZM105 189V190H104ZM104 189H101V190H99V192H97V193H95L96 195H93V198L94 197H98L99 196V194L100 195H105V194H108V193H106V192H109V194H111L110 192H111V190L110 191H108L110 188H108L107 186L106 187H104ZM117 189H119L120 190V187L119 188H117ZM122 189V188H121ZM232 189H234V190H232ZM255 189V190H254ZM104 190V191H103ZM113 190H115V191H113ZM260 190H261V192H260ZM5 191V192H4ZM101 191V192H100ZM112 193H115V192H117L116 191V188H114L113 189V187H112ZM236 191V192H235ZM196 192H198L197 194H196ZM245 192V193H244ZM249 192V193H248ZM241 193V194H240ZM249 195H248V194ZM256 193V194H255ZM188 194V195H189ZM248 195V196H246V195ZM163 195H164V197H163ZM237 195V196H236ZM241 195V196H240ZM171 196H173V197H171ZM236 196V197H235ZM252 198H251V197ZM157 197H159V198H157ZM222 197H224V198H222ZM245 197V198H244ZM246 197H247V199H246ZM162 198V199H161ZM173 200V201H171V199ZM236 198V199H235ZM248 198H249V200H248ZM226 199L228 200V201H226ZM169 202H168V201ZM175 200H176V202H175ZM164 201H166V202H164ZM150 202H152V203H150ZM166 203L165 204V207H164V203ZM224 202H226V203H224ZM168 203V204H167ZM172 203H174V204H176V205H174V204H172ZM206 203V204H205ZM154 204V205H153ZM180 204V206H181V209H182V211L180 212V207H178V205ZM210 204V205H209ZM220 204V205H219ZM245 204V205H244ZM153 205V206H152ZM184 205V206H183ZM185 205H187L188 207V210H189V208L192 210V211H190V213L192 214H184V215H186L185 216V218L187 217V219L189 218V217H191V218H189L190 220H192V216H193V221L195 220V222H193L192 224H194V223H198V224H196V225H198V226H196L197 228H198V230L197 231H193L192 229H193V227L195 226V225H193V227L191 226V227H188L189 229H190V231H191V234H192V232H193V234L191 235L190 234V232H189V229H186L185 227H183V228H185V231H187V232H184V234H181L180 233V231H178L177 232V230H178V227H176V225H178V224H174L175 225V230H173V228H172V225L173 224H166V223H177L178 221L177 220H179V217H182L183 218V213H184V211L185 210H187L186 209V206ZM207 205H209V206H207ZM170 206V207H169ZM176 206V207H175ZM54 206H51L50 207V211H52L54 208H53ZM99 207H100V205H99ZM164 207V208H163ZM169 207V208H168ZM183 207V208H182ZM210 208V209H208V208ZM231 207V208H230ZM155 208V209H154ZM161 208V209H160ZM163 208V209H162ZM175 208V209H174ZM179 208V209H178ZM103 209V208H102ZM134 209V208H133ZM135 209H136V207H135ZM167 209V210H166ZM171 209H172V211L173 212H175L176 211V214L178 213L179 214V212H180V214L178 215V219L175 217L176 216V214H174V213H172L171 215H168L169 213H171L172 211H171ZM206 209H208V210H206ZM216 209V210H215ZM222 209V210H221ZM225 209V210H224ZM48 210V211H49ZM163 210L165 211V213H167L166 215H168V216H166L165 215V218L166 217H169L170 216V218H171V216H172V218L175 220V221H172V220H170V218L168 219H165L164 218V212H163ZM175 210V211H174ZM184 210V211H183ZM187 210V211H188ZM210 210V211H211ZM221 210V211H220ZM229 210V211H228ZM236 210V212H234ZM47 211V212H48ZM144 211V212H143ZM159 211H160V213H159ZM168 211H170V212H168ZM225 211V212H224ZM239 211V212H238ZM250 211H251V213H250ZM259 211H261V213L259 212ZM156 212H157V214L158 215H155L156 214ZM163 212V213H162ZM183 212V213H182ZM186 212V211H185ZM201 212V213H202ZM224 212V213H223ZM233 212V213H232ZM254 212V213H253ZM263 212V213H262ZM50 213V212H49ZM258 213H260V215H257ZM138 214V215H137ZM141 214V215H140ZM159 214H163L162 216L161 215H159ZM212 214V213H211ZM210 214V215H211ZM213 214H212V216L211 217H213L214 218V216H213ZM244 214V215H243ZM257 216H256V215ZM52 216L53 215V213H51V214H48V213H46V216ZM155 215V217H152V216H154ZM188 215V216H187ZM210 215H209V217H210ZM47 216V217H48ZM50 216V217H51ZM201 216V217H200ZM204 216V217H203ZM207 216V217H206ZM220 216H222V217H220ZM233 216V217H232ZM235 216V217H234ZM50 217H48V218H50ZM107 217H109V216H107ZM158 218V219H161V217H163V219H164V223L163 224H165V226H166V231L168 230V229H170V228H172L171 230H168L167 232H165L166 233V235L168 236V233H169V239H168V246L170 245H172L173 247H171L170 248V246L168 247V252H165V250H163V251H161L162 249L161 248H152V249H150L149 251H146L147 252V254H146V252L144 253V251L143 250H134V247H140L141 245H138V244H140L141 242H143V241H145V240H147V239H149L147 236H145V235H147V233L145 234L143 231H144V229L146 228L145 226L147 225L146 224V222H145V220H148V219H150V221L151 220H153V219H155V218ZM196 217V218H195ZM220 217V218H219ZM139 218V219H138ZM141 218H144L143 220H141L142 221V225L138 222V221H140V219ZM171 218V219H172ZM176 218V219H175ZM195 218V219H194ZM200 218V219H199ZM223 218V219H222ZM229 218H230V221H229ZM43 221H42V220ZM116 219V218H115ZM181 219V218H180ZM198 219V220H197ZM202 219H204V220H202ZM45 220V221H44ZM170 220V221H169ZM189 220V221H190ZM221 220V221H220ZM81 221V220H80ZM79 221V222H80ZM133 221V222H132ZM186 221H188V220H184V222L186 223ZM130 222V223H129ZM190 222H192V221H190ZM64 223H67V225L68 226H66V224L65 225H63ZM132 223V224H131ZM217 223V222H216ZM39 224V225H38ZM117 224H119V223H117ZM121 224H122V227H121ZM184 224V223H183ZM189 224V225H188ZM191 224V225H192ZM220 224V225H219ZM38 225V226H37ZM63 225V226H62ZM139 225V226H138ZM171 225V226H170ZM219 225V226H218ZM60 226H62V228L60 227ZM66 228H65V227ZM135 226H136V228L137 229H135ZM184 226H190V223L188 222V223H186ZM228 226V227H227ZM36 227V228H35ZM44 227V228H43ZM58 227V228H57ZM70 227H69V230H70ZM72 227V228H73ZM121 227V228H120ZM48 229V231H47V229ZM51 228V227H50ZM139 228L140 229H143V230H141V231H139L140 233H142V234H140L139 232H138V230H139ZM199 228L202 230V232L204 231V233H198V232H201L200 230H199ZM223 228V229H222ZM226 228V229H225ZM119 229V230H118ZM57 231V233H55L56 231ZM60 230H62V231H60ZM127 230V231H126ZM130 232H129V231ZM136 230H137V232H136ZM194 230H196V228L194 227ZM206 230V229H205ZM217 229H216V231H218ZM52 233H51V232ZM53 231H54V234H53ZM64 232L65 234H67L66 232H68V235H67V238L68 239H66V238H64V242H58L57 240H60L61 238H63V237H61L62 235H65V234H59L58 232ZM66 231V232H65ZM106 231V232H105ZM216 231L214 232V233H216ZM49 232L51 233V235H53L52 237H55V238H52L51 236H50V238H52V240L51 239H49V237H47V236H49ZM135 232H136V234H135ZM178 234H177V233ZM189 232V233H188ZM196 233V235H194L195 233ZM103 233L105 234V235H103ZM127 233V234H126ZM129 233V234H128ZM138 233V234H137ZM175 233V234H174ZM47 234V235H46ZM56 234V236H58L59 235V237H61L60 239L58 238V237H56V236H54ZM133 234V235H132ZM145 234V235H144ZM198 234V235H197ZM201 234V235H200ZM61 235V236H60ZM101 237H100V236ZM110 235H111V237H110ZM139 235V236H138ZM150 234H148V236H149ZM174 235V236H173ZM176 235V236H175ZM189 235V236H188ZM216 236L217 235V233L216 234H212V236ZM6 236V235H5ZM38 236V237H37ZM45 236V237H44ZM97 236H99V238L101 239H99V238H97ZM103 236V237H102ZM115 236V237H114ZM117 236V237H116ZM132 236H133V238H132ZM147 237V239H145V237ZM178 236V237H177ZM2 237V238H1ZM31 237H33V238H31ZM109 237V238H108ZM118 237H119V239H118ZM135 237V238H134ZM137 237V238H136ZM140 237V238H139ZM170 237H171V241H170ZM190 237V238H189ZM200 237H202V240H201V238ZM208 237H209V239H208ZM6 238V239H5ZM44 238H46V239H44ZM57 238V239H56ZM75 238V239H76ZM97 238V239H96ZM124 238V239H123ZM126 238V239H125ZM142 238H144L143 240H141L140 241V239H142ZM186 238V239H185ZM204 238V239H203ZM34 240V242H33V240ZM76 239V240H77ZM105 239V240H104ZM112 241H111V240ZM188 239V240H187ZM190 239H191V241H190ZM195 239H196V241H195ZM23 240V241H22ZM27 240V241H26ZM31 240V241H30ZM56 240V241H55ZM119 240H121V241H119ZM135 240V241H134ZM150 240V239H149ZM48 241V243H47V245L49 244V243H51V242H53L54 243V245H55V247H56V245H58L57 243H55V242H58L59 243V245L58 246H60V245H64V244H66V246L65 247H63V246H60L61 248H62V250H63V248H65L67 251H61V253L63 254V256L61 255H57V253L61 250V248L60 247H58V248H60V249H58V252H56V250H54L53 251V249L55 248V247H53L52 246V244L50 245V247H47V245L45 246V245H43V243H45V242H47ZM55 241V242H54ZM134 241V242H133ZM138 241V242H137ZM139 241H140V243H139ZM175 241V242H174ZM188 241V242H187ZM26 242V244L28 245L29 244V246H26V244H25V247H21V246H23L22 244H24V243ZM67 242V243H66ZM86 242H88L89 244H91V245H86ZM91 242V243H90ZM104 242V243H103ZM115 243V244H113V243ZM137 242V245H135V243ZM185 242V243H184ZM191 242H196L195 244L194 243H191ZM197 242H199V243H197ZM203 242V243H202ZM7 243V242H6ZM36 243V244H35ZM62 243V244H61ZM94 243V244H93ZM145 243V242H144ZM151 243H152V241H151ZM153 243H159L158 241L156 242V241H153ZM179 243V244H178ZM188 243V244H187ZM189 243H190V245H191V247H190V245H189ZM31 244H35V245H31ZM83 244H84V246H83ZM108 244H109V246H108ZM111 244V245H110ZM132 244V245H131ZM142 244V243H141ZM146 244H147V242H146ZM148 244H149V242H148ZM185 244H187V245H185ZM197 244H198V246H197ZM201 244V245H200ZM48 245V246H49ZM75 245H77V246H75ZM94 245H95V247H94ZM98 245V246H97ZM100 245V246H99ZM102 245H103V248H102ZM135 245V246H134ZM177 245V246H176ZM200 245V246H199ZM69 246V247H68ZM72 246V247H71ZM88 246H90V247H88ZM113 246V247H112ZM182 246V247H181ZM189 246V247H188ZM194 246H196V249H198V250H196L195 248H194ZM16 248V249H14V248ZM29 247H30V249H29ZM33 247V248H32ZM45 247H47V248H45ZM52 247H53V249H52ZM79 247V249L77 250V248ZM82 249H81V248ZM95 249H94V248ZM126 247V248H125ZM186 247H188V248H186ZM22 248V249H21ZM36 248V249H35ZM45 248V250H43ZM57 248V247H56ZM75 249V251H74V253H72L73 251H71L70 249H72V250H74ZM116 248V249H115ZM129 248V249H128ZM174 248H175V250H174ZM183 248V249H182ZM34 251H33V250ZM47 249H48V251H47ZM52 249V250H51ZM103 249V250H102ZM108 249H109V251H112V253L110 252L109 253V251H108ZM161 249V250H160ZM182 249V250H181ZM0 250V251H1ZM30 250H32V251H30ZM43 250V251H42ZM95 250H97L96 252H95ZM106 250H107V252H106ZM190 250H192L191 252H190ZM194 250H196V251H194ZM24 251H26V252H28L27 254H26V252H24ZM38 251H39V253H38ZM42 251V252H41ZM141 251V252H140ZM194 251V252H193ZM7 252V253H6ZM50 253V254H48V253ZM55 252V253H54ZM68 252H70L69 253V255H68ZM97 252H100L99 254L97 253ZM118 252V253H117ZM129 252L131 253V255L129 254ZM133 252H134V254H133ZM138 252H140V253H138ZM155 252V253H154ZM186 252V253H185ZM188 252V253H187ZM12 253V254H11ZM53 253V254H52ZM67 253V255L69 256H67V255H64V254H66ZM77 253V254H76ZM94 253V254H93ZM121 253H123L125 256L127 255V257H125V256H121ZM250 253V254H249ZM14 254H15V256H14ZM33 254H34V257H32L33 256ZM54 254H56V255H54ZM72 254V255H71ZM82 256H81V255ZM103 254V255H102ZM122 254V255H123ZM8 255V256H7ZM21 255V256H20ZM36 255H37V257H36ZM50 255H52L51 257L54 259V261L51 259V257H48V256H50ZM71 255V256H70ZM92 255V256H91ZM93 255H95V258L96 259H94V256ZM105 255V256H104ZM113 255V256H114ZM116 255H115V257H116ZM128 255H130V257L128 256ZM54 256V257H53ZM57 256H58V258H57ZM75 256V257H74ZM90 256V257H89ZM104 258H107V256H109L110 258L108 259L107 258V261L105 260V259H102L103 257ZM136 256V257H135ZM144 256V257H143ZM150 256V255H149ZM163 256V257H162ZM165 256V257H164ZM168 256V258H166ZM18 257V258H17ZM93 257V258H92ZM102 257V258H101ZM114 257V258H115ZM138 257V258H137ZM50 258V259H49ZM72 258H77V259H74V260H72ZM100 258H101V260H100ZM167 259V261H166V259ZM170 258V259H169ZM10 259V260H9ZM59 259V260H58ZM65 261H64V260ZM85 259V260H84ZM98 259V260H97ZM131 259V261H137V260H132ZM49 260H52V261H50V262H48L47 263V261H49ZM77 260V261H76ZM95 260H97V261H95ZM160 260H162V262L160 261ZM15 261V262H14ZM37 262V261H36ZM55 262V263H54ZM161 262V263H160ZM164 262V263H163ZM9 263V264H10ZM108 263V264H109ZM154 264V263H153Z\"/></svg>",
  "mask_w": 264,
  "mask_h": 264
},
{
  "label": "built area",
  "instance_id": "obj_3",
  "mask_svg": "<svg viewBox=\"0 0 264 264\" xmlns=\"http://www.w3.org/2000/svg\"><path fill=\"white\" fill-rule=\"evenodd\" d=\"M83 3L86 5V8L90 11L96 9L101 4L106 2L107 0H82Z\"/></svg>",
  "mask_w": 264,
  "mask_h": 264
}]
</instances>
